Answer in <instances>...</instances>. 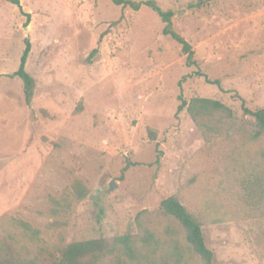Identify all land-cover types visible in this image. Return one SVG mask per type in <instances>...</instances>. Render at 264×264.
Instances as JSON below:
<instances>
[{
    "label": "rangeland",
    "instance_id": "obj_1",
    "mask_svg": "<svg viewBox=\"0 0 264 264\" xmlns=\"http://www.w3.org/2000/svg\"><path fill=\"white\" fill-rule=\"evenodd\" d=\"M155 1L175 12L196 65L147 4L21 0L26 24L0 0V229L21 238L16 217L40 230L24 255L129 233L138 259L102 264H204L163 212L176 195L201 221L214 264H264V133L243 108L264 107V0ZM28 37L31 105L23 80L7 75ZM181 94L218 99L233 116L197 122L179 110ZM141 211L157 245L139 239Z\"/></svg>",
    "mask_w": 264,
    "mask_h": 264
},
{
    "label": "trees",
    "instance_id": "obj_2",
    "mask_svg": "<svg viewBox=\"0 0 264 264\" xmlns=\"http://www.w3.org/2000/svg\"><path fill=\"white\" fill-rule=\"evenodd\" d=\"M10 1L17 4L21 12L28 17L26 23L28 24L31 13L24 10L21 0ZM113 2L123 7L129 6L135 10L140 9L143 4L151 6L158 12L165 24L163 33L172 36L181 45V51L186 55L187 65L193 66L197 64L195 57L196 51L192 43L174 28L173 17L175 12L173 10H164L155 0H113ZM31 49L32 42L30 37H28L19 68L13 73L7 74L10 77H19L23 80L24 94L28 105L32 104L36 91V79L26 68ZM210 82L220 83L219 80H210ZM180 98L182 102L179 105V110L182 111L187 107L189 113L197 122H202L201 120L205 116H210L215 113H224L229 117L233 116V110L218 99L193 97L188 101L182 94ZM243 108L245 113L255 117L257 126L255 136L258 137L263 134L264 107L253 110L247 107L243 100ZM150 136L152 139H155V132L151 131ZM55 201L59 202V199L55 198ZM161 206L165 214L173 216L183 225L188 244L195 253L201 256L204 264H214L215 253L206 243L202 223L197 216L176 195L164 198ZM144 212L141 211L137 214V220L143 229V233L139 235V239L144 246L157 245L159 240L155 237L154 232L141 221ZM10 222L14 229L21 233L22 237H17L12 231L6 232L0 229V264H102V261L108 256L116 258L117 263H123L124 255L132 260L138 259L139 257L136 239L129 233L114 237L76 240L65 243L57 249L40 246L33 256H26L22 250L26 247L23 240H37L40 236V230L33 227L31 223L24 219L10 217Z\"/></svg>",
    "mask_w": 264,
    "mask_h": 264
},
{
    "label": "water",
    "instance_id": "obj_3",
    "mask_svg": "<svg viewBox=\"0 0 264 264\" xmlns=\"http://www.w3.org/2000/svg\"><path fill=\"white\" fill-rule=\"evenodd\" d=\"M27 31L29 30V27L28 26H26V28H25ZM115 186H116V183H115V181H112L111 182V184H110V189L112 190V189H114L115 188Z\"/></svg>",
    "mask_w": 264,
    "mask_h": 264
}]
</instances>
